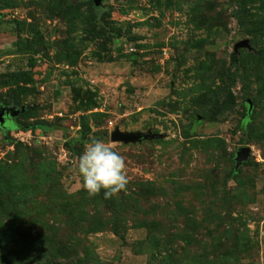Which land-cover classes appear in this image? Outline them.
I'll use <instances>...</instances> for the list:
<instances>
[{
	"label": "rangeland",
	"instance_id": "374dc122",
	"mask_svg": "<svg viewBox=\"0 0 264 264\" xmlns=\"http://www.w3.org/2000/svg\"><path fill=\"white\" fill-rule=\"evenodd\" d=\"M0 49V264H264V0H0ZM93 138L126 160L108 202Z\"/></svg>",
	"mask_w": 264,
	"mask_h": 264
},
{
	"label": "clouds",
	"instance_id": "9594fccd",
	"mask_svg": "<svg viewBox=\"0 0 264 264\" xmlns=\"http://www.w3.org/2000/svg\"><path fill=\"white\" fill-rule=\"evenodd\" d=\"M78 171L89 195L103 191L111 199L126 190L129 183L125 157L102 139L93 138L78 159Z\"/></svg>",
	"mask_w": 264,
	"mask_h": 264
},
{
	"label": "water",
	"instance_id": "95a60500",
	"mask_svg": "<svg viewBox=\"0 0 264 264\" xmlns=\"http://www.w3.org/2000/svg\"><path fill=\"white\" fill-rule=\"evenodd\" d=\"M94 3L96 6H100L101 0H94ZM247 45H248V41H243L240 44V46H247ZM249 106L252 107L251 101H249ZM10 110L14 111V115L19 114V111L14 108H10ZM0 125H3V113L1 112V109H0ZM159 137L160 135L153 134L151 132H147V133L122 132L119 129H116L114 132L111 133L112 142H116V143L121 142L125 144L137 143L143 140H153ZM250 153H251V149L249 147L242 148L239 150V152L237 153V157L235 159L236 170H238L242 166V164L248 160Z\"/></svg>",
	"mask_w": 264,
	"mask_h": 264
},
{
	"label": "flooded vegetation",
	"instance_id": "af4514ba",
	"mask_svg": "<svg viewBox=\"0 0 264 264\" xmlns=\"http://www.w3.org/2000/svg\"><path fill=\"white\" fill-rule=\"evenodd\" d=\"M1 112L3 113V125H0L2 131L6 132L8 129L17 126L15 118L19 115H14V111L8 107L0 106Z\"/></svg>",
	"mask_w": 264,
	"mask_h": 264
},
{
	"label": "trees",
	"instance_id": "16d2710c",
	"mask_svg": "<svg viewBox=\"0 0 264 264\" xmlns=\"http://www.w3.org/2000/svg\"><path fill=\"white\" fill-rule=\"evenodd\" d=\"M15 52H18V51H16L15 50ZM0 54H1V52H0ZM22 73H24L23 71H19V72H14V73H8V74H6V75H4V79H1L3 82H12V81H15V80H20V79H22L21 78V74ZM98 196H100V197H102V198H104V196H103V191H101V193L100 194H98ZM107 200V202L110 200V199H106ZM82 262H83V260H80L79 262H77L76 264H82Z\"/></svg>",
	"mask_w": 264,
	"mask_h": 264
},
{
	"label": "crops",
	"instance_id": "0c3cea01",
	"mask_svg": "<svg viewBox=\"0 0 264 264\" xmlns=\"http://www.w3.org/2000/svg\"><path fill=\"white\" fill-rule=\"evenodd\" d=\"M5 51H10V52H3L1 49H0V52H1V54H0V61H1V59L4 57V56H14V55H17V52H15V50H10V49H8V50H5Z\"/></svg>",
	"mask_w": 264,
	"mask_h": 264
}]
</instances>
